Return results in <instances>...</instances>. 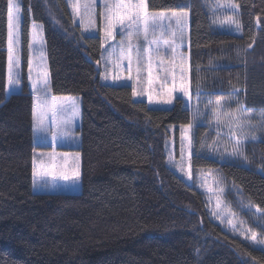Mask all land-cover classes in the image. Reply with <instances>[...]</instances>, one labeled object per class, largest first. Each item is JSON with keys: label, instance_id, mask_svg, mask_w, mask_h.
Masks as SVG:
<instances>
[{"label": "trees", "instance_id": "obj_1", "mask_svg": "<svg viewBox=\"0 0 264 264\" xmlns=\"http://www.w3.org/2000/svg\"><path fill=\"white\" fill-rule=\"evenodd\" d=\"M231 1L240 35L217 27L214 0L146 4L150 12L189 14L193 105L197 89L202 94L193 172H217L241 203L261 210L256 228L264 231V0ZM19 4L21 88L8 94L7 0H0V264H264V250L211 221L202 192L168 164L170 128L178 139L179 127L193 121L184 101L150 108L134 99L132 86L102 82L96 63L102 37L84 33L67 0ZM32 23L43 31L51 94L80 98L78 194L34 192ZM217 99L229 111L242 104L256 125L246 130L258 139H249L241 155L223 157L230 150L215 149L227 143L206 107Z\"/></svg>", "mask_w": 264, "mask_h": 264}, {"label": "snow or ice", "instance_id": "obj_2", "mask_svg": "<svg viewBox=\"0 0 264 264\" xmlns=\"http://www.w3.org/2000/svg\"><path fill=\"white\" fill-rule=\"evenodd\" d=\"M224 8H233L234 5L228 3L221 5ZM100 18L103 22L101 39V58L97 60L98 66L107 67L108 63H112L117 68L123 67V61H127V76L113 75L111 78L114 82H132V95L147 96L150 105H171L181 97L184 98L185 107L192 112L193 121L181 125V164L179 170L184 171L183 158L184 152L188 150L189 157V178H191L190 160L192 148V129L195 126V118L201 115L199 104L201 103V92L199 89L195 92L196 104L193 105V93L190 91V83L188 82L186 69L184 67V57L182 53L177 52V41H182L183 28L186 22L187 13H172L175 19L178 31L172 32V39L163 40L156 37L157 28H163L164 13L158 15L148 10L146 0H102ZM21 7L17 0H7V20H8V77L7 85L9 89L18 87L21 83L20 74L14 69L20 66V57L16 51V45L19 43L17 35L21 22ZM74 21L79 19L82 27L87 30L88 26L96 23V0H86L82 4L73 7ZM87 21V24L85 23ZM37 26L34 24L33 28ZM237 27H239L237 25ZM151 30V31H150ZM122 38L118 43L115 41L117 35ZM150 34L153 38L150 39ZM141 40L143 45H141ZM40 42V34L34 32L32 43L29 47L33 48L35 44ZM107 45V47H105ZM143 47V51L141 50ZM249 48L252 45L248 46ZM171 49L172 58L165 60L162 51ZM108 55L105 56L104 53ZM179 57V62L177 61ZM157 58L159 63H157ZM44 54L35 58H29V80L32 82V92L34 94L33 121L34 130L36 132L51 133L53 143L59 136H67L69 125L72 120L79 114L78 104L72 98L57 97L51 95L48 72L44 66ZM170 65V66H169ZM36 76L33 78V71ZM177 68L179 74L177 75ZM146 72V80L144 73ZM101 78L109 79L107 72L101 73ZM146 84V87L144 85ZM239 90H234L233 95ZM226 101L217 99L214 102L209 101L206 107L212 108V115L217 129V136H226L227 142L233 145V156L242 154L243 146L251 139L257 141L255 135L249 134L246 130L255 127L252 123L250 115H245L244 106L241 104L235 111H225ZM260 122L264 123V115L260 116ZM227 129L226 132L223 129ZM78 158V157H77ZM35 165V160H34ZM55 167V161H53ZM55 174V173H53ZM33 175L36 176V169H33ZM79 177V170L73 172V178ZM64 179L69 177L65 173ZM223 190L221 189V192ZM220 202L218 200V208ZM230 211V209H229ZM261 210L257 208V213ZM223 213L213 211V216L221 218ZM234 215V214H233ZM232 225L233 232L236 231L233 220L228 221ZM243 223V222H242ZM244 234V233H241ZM247 238V237H246ZM251 238L256 239V233L252 232Z\"/></svg>", "mask_w": 264, "mask_h": 264}, {"label": "rangeland", "instance_id": "obj_3", "mask_svg": "<svg viewBox=\"0 0 264 264\" xmlns=\"http://www.w3.org/2000/svg\"><path fill=\"white\" fill-rule=\"evenodd\" d=\"M19 3V0H17ZM70 12L73 17V7L77 4H82L86 2V0H67ZM102 0H96V23L95 25L88 26L87 30L85 27H82L80 24L79 19H76L74 22L82 28L84 33L90 35H97L100 34L102 37V32L100 28L103 27V22L100 18V12L103 10L101 8ZM232 4L231 0H214L213 3V13H214V21L218 28L223 29L226 32H230L232 34L240 35V25L237 23V19H235L234 14L236 13V7L234 5L233 8H224L221 5L224 4ZM153 14L158 15L161 12H151ZM165 19L163 20V28H157L155 31L156 37L161 39V43L163 40H171L172 39V32L178 31L176 28L175 19L172 18V13H184V12H163ZM187 13V12H186ZM188 14V13H187ZM21 15V13H20ZM74 20V18H73ZM87 24V21H85ZM37 27L34 29L33 25ZM237 25L239 27H237ZM151 31V30H150ZM34 32H38L40 34V42L35 44L33 48L29 47V58H35L40 55L42 51L44 54V66L48 72L47 66V59H46V50H45V42H44V35L42 28L39 24L32 23L30 26L29 32V41L32 43V38ZM19 36V43L16 45L17 54L20 57V26L17 32ZM122 37L118 34L115 38V41L112 43H118ZM153 38L150 34V39ZM29 43V45H30ZM141 45H143V41L141 40ZM178 47L177 52L182 53L184 57V67L186 69V75L189 82V14L187 15L186 22L183 28V38L182 41H177ZM107 47V45L105 46ZM143 51V47L141 49ZM164 55L165 60L169 61L172 58L171 49H167L162 51L161 53ZM105 56L108 55L107 52L104 53ZM177 61L179 62V57H177ZM157 63L159 60L157 58ZM170 66V65H169ZM127 67V61H123V67L117 68L114 64L108 63L107 67L101 66L102 72H107L109 75V79L104 80L102 82L108 84H119V85H130L132 86L131 81L124 82H114L112 80L113 75H119L121 77L127 76L128 73L125 70ZM18 71L20 74L21 79V57H20V66L19 68L14 69ZM179 74V68H177V75ZM33 78L36 76V71L32 73ZM146 72L144 73V77L146 80ZM7 77H8V42H7ZM49 78V73H48ZM27 79L29 84V89L33 96L34 101V94L32 92V82L29 80V65L27 67ZM190 83V82H189ZM146 87V84L144 85ZM21 85L14 89H9L7 85L8 91H20ZM18 93V92H17ZM52 95V94H51ZM176 95L180 96L181 99L184 101V98L181 94L177 93ZM72 98L78 104L79 114L72 120L71 124L69 125V131L67 136H59L55 143L52 141L51 133H42L36 132L34 130V142L37 146V150L35 152V165L33 166L36 169L37 175H33V182H34V192L36 193H67V194H78L81 192V155L79 152L80 147V135L76 132V127L80 122V98L79 97H70V96H61ZM136 101H144L148 104L150 108L155 109H170L173 104L171 105H150L147 100V96H136L134 97ZM185 104V103H184ZM227 107V106H226ZM225 111H229L226 109ZM194 119V118H193ZM199 118H195L194 123H200ZM213 126L215 127L214 119H213ZM194 128V127H193ZM217 130V129H216ZM224 132L227 129H223ZM171 139L167 145L166 153L168 158V164L170 168L179 176L181 177L187 184L195 186L199 191L202 192L205 203L206 209L209 214V218L214 223L218 224L225 232L230 234H234L239 236L240 238L250 242L257 248L264 250V231L258 230L256 225L259 224L257 222L260 213H257L256 208H252L246 204L241 203L239 198L236 195L235 190L226 185L224 180L212 170H198L197 172H193L190 163V171H191V178H189V157H188V150L184 152L183 158V168L184 171L181 172L179 170V166L181 164V127H179V138L177 139L174 135L175 130L174 127L170 128ZM193 133V129H192ZM224 140H227L226 136H224ZM218 147L215 149H223L224 151L230 150L228 152H224L223 157L232 156L231 153L233 151V145L229 142L217 144ZM192 153V148H191ZM220 155V152H217ZM221 156V155H220ZM78 157V158H77ZM192 158V155H191ZM224 159V158H222ZM53 161H55V167H53ZM191 162V160H190ZM33 167V169H34ZM78 168L79 170V177L74 179L73 172L76 171ZM55 173V174H53ZM67 174L69 179H64V174ZM221 189L223 190L221 192ZM228 193H231L235 198L232 200H228ZM218 200L220 202V207L218 208ZM235 204V206H234ZM230 209V211H229ZM213 211H218L223 213L221 218H217L213 216ZM234 214V215H233ZM233 220L236 231L233 232L232 225H229L228 221ZM243 222V223H242ZM252 232L256 233V239L253 240L251 238ZM244 233V234H241ZM247 237V238H246Z\"/></svg>", "mask_w": 264, "mask_h": 264}, {"label": "crops", "instance_id": "obj_4", "mask_svg": "<svg viewBox=\"0 0 264 264\" xmlns=\"http://www.w3.org/2000/svg\"><path fill=\"white\" fill-rule=\"evenodd\" d=\"M17 92H19V90H18V91H8V94H10V93H17ZM80 122H81V113H80ZM80 122H79V124L77 125V127L75 128V129H76V132H77L79 126H80Z\"/></svg>", "mask_w": 264, "mask_h": 264}]
</instances>
